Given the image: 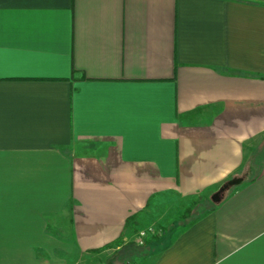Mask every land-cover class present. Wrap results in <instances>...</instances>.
<instances>
[{"label": "crops", "instance_id": "obj_1", "mask_svg": "<svg viewBox=\"0 0 264 264\" xmlns=\"http://www.w3.org/2000/svg\"><path fill=\"white\" fill-rule=\"evenodd\" d=\"M121 255L264 264V0H0V264Z\"/></svg>", "mask_w": 264, "mask_h": 264}, {"label": "built area", "instance_id": "obj_2", "mask_svg": "<svg viewBox=\"0 0 264 264\" xmlns=\"http://www.w3.org/2000/svg\"><path fill=\"white\" fill-rule=\"evenodd\" d=\"M157 229L155 227H149L147 229H143L138 232L137 237H136V244L139 246H144L146 244V239L151 236L156 234ZM128 264H136L134 262H130Z\"/></svg>", "mask_w": 264, "mask_h": 264}, {"label": "rangeland", "instance_id": "obj_3", "mask_svg": "<svg viewBox=\"0 0 264 264\" xmlns=\"http://www.w3.org/2000/svg\"><path fill=\"white\" fill-rule=\"evenodd\" d=\"M211 203V202H210ZM199 204V203H198ZM197 204V205H198ZM202 208H203V205H201V208H200V206L198 205V207L196 208V207H193V209L194 210H192V212H193V214L195 213L194 211L196 210V209H200V211H202ZM191 212V213H192ZM196 213H197V210H196ZM125 252V250L124 251H122V253H124ZM125 264V257L124 256H120L119 258H117L116 259V261H115V264Z\"/></svg>", "mask_w": 264, "mask_h": 264}, {"label": "water", "instance_id": "obj_4", "mask_svg": "<svg viewBox=\"0 0 264 264\" xmlns=\"http://www.w3.org/2000/svg\"><path fill=\"white\" fill-rule=\"evenodd\" d=\"M116 258V256L111 257L110 259L107 260L105 264H112L113 260Z\"/></svg>", "mask_w": 264, "mask_h": 264}, {"label": "trees", "instance_id": "obj_5", "mask_svg": "<svg viewBox=\"0 0 264 264\" xmlns=\"http://www.w3.org/2000/svg\"><path fill=\"white\" fill-rule=\"evenodd\" d=\"M117 244H119V241L117 242V243H115V244H112V245H108V247H113L114 245H117ZM108 247H106V248H108ZM105 248V249H106ZM103 249H99V250H97V252H101Z\"/></svg>", "mask_w": 264, "mask_h": 264}]
</instances>
